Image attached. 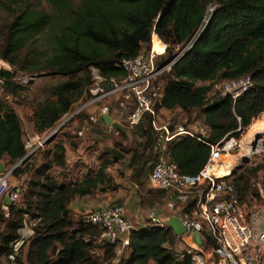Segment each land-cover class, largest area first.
Here are the masks:
<instances>
[{
	"label": "trees",
	"instance_id": "16d2710c",
	"mask_svg": "<svg viewBox=\"0 0 264 264\" xmlns=\"http://www.w3.org/2000/svg\"><path fill=\"white\" fill-rule=\"evenodd\" d=\"M9 1L11 6H21L8 27L0 57L17 72L70 78L52 87L36 108L33 127L40 135L54 129L75 103L85 96L88 101L93 69L108 80L125 77L122 61L150 49L154 33L168 45L162 66L188 46L167 74L159 110L199 112L209 130L204 138L181 135L167 143L165 156L183 175H200L208 166L212 146L239 137L264 113V0H37L46 2L50 12L29 0ZM27 48L30 51L22 59L20 53ZM0 76L5 82L0 90L6 94L17 95L23 89L12 80L14 74L1 71ZM245 76L253 79L254 87L237 100L222 93L208 99L218 81ZM206 82L210 84L198 85ZM142 125L145 140L130 151L129 167L137 181L152 172L162 155L151 119L146 117ZM24 137L21 117L6 99H0V160L7 158L12 165L23 160L28 155ZM39 154L12 173L16 178L33 174L34 179L27 183L23 204L19 200L0 213V225L6 227L0 235V259L20 238L19 230L29 218L39 222L21 249H27L28 264H112L114 248L103 247L99 259V230L76 222L68 206L76 197L92 195L100 185L110 184L107 170L117 159L111 155L114 160H106L95 174L73 184L60 183L50 174L54 167L66 166L62 143L42 154V164L36 167L33 160ZM232 174L242 199L255 193L246 176ZM179 239L170 227L136 231L120 264H192L190 258H174ZM15 262L24 264L22 251Z\"/></svg>",
	"mask_w": 264,
	"mask_h": 264
},
{
	"label": "built area",
	"instance_id": "2783aa9c",
	"mask_svg": "<svg viewBox=\"0 0 264 264\" xmlns=\"http://www.w3.org/2000/svg\"><path fill=\"white\" fill-rule=\"evenodd\" d=\"M155 35L157 34L153 35L150 49L143 48L136 56L122 61L125 77L108 80L103 78L97 69H93L94 82L89 89V99L80 112L103 105L102 113L106 115L110 111L108 101L114 99L118 105L119 118L127 127L133 129L148 117L152 121V126L157 129L159 107L165 93L164 85L159 79L164 71H171L172 66L186 50L179 53L172 62L159 66L158 59L165 53L162 55L155 51ZM165 46L166 52L167 45ZM4 83L0 76V87ZM108 85L111 87L107 88ZM253 87V79L245 76L225 82L222 95L237 100ZM130 102H135L136 107L129 112ZM92 121L96 123L97 119ZM164 130L166 142L181 135L203 138L209 135L208 128L203 124L199 125L195 132L183 126L174 127L173 130L165 126ZM237 132L240 133L241 130ZM83 135L84 131H81L79 136ZM49 137L28 155L30 157L37 155ZM238 146L236 137L212 146L208 166L195 177L183 175L176 163L167 160L166 148L162 149V155L149 176V182L153 188L172 194L169 209L180 215L186 229L185 235L195 236L202 243L199 248L188 247L182 252L173 251V256L178 261L190 258L192 264H264L262 179L254 182L255 193L242 199L233 183L232 175L219 178L209 173V168H214L225 153L230 154ZM12 173L0 174V210L5 206L7 198L11 200L7 207L19 201L27 187L28 177L22 176L17 186L11 189ZM81 221L99 230L98 245L113 247L112 264H120L131 248L133 233L137 231L135 225L126 217L125 208L117 204L109 205L87 214ZM37 222L39 220H36L32 227L25 223L19 232L20 238L10 245V252L6 255L9 261L15 262L23 245L34 236ZM151 222L154 224L153 227L160 226L156 215Z\"/></svg>",
	"mask_w": 264,
	"mask_h": 264
},
{
	"label": "crops",
	"instance_id": "0c3cea01",
	"mask_svg": "<svg viewBox=\"0 0 264 264\" xmlns=\"http://www.w3.org/2000/svg\"><path fill=\"white\" fill-rule=\"evenodd\" d=\"M108 104H110V111L106 115H109L114 123H118L126 130L115 129L106 123L104 120L105 115L102 113L103 105L86 110L85 117L77 119L72 124L73 126H80L81 130L79 133L84 131V135L81 137L78 133L79 139L77 143L73 140L62 141L66 150V166L65 168L54 167L53 169V177L60 183L75 184L95 174L106 160H114L110 153L113 149H118L125 155L123 160H116L109 166L107 173L111 179L110 184L100 185L99 190L94 194L76 197L71 202L68 209L73 219L79 222L87 214L95 210L117 204L125 208L126 217L135 225L137 231L153 227L151 220L154 215L158 217L160 226L172 228L177 223V220L180 219V215L168 207V204L173 199L172 194L153 188L149 182L150 172L137 181L135 170L129 167L132 158V152L130 151L145 140L142 135L143 121L137 127L131 129L119 118L116 101L114 99L109 100ZM15 110L21 117L19 111ZM178 112H181L180 117L173 119L172 115L174 114L171 113ZM197 113H185L181 109H160L157 129L153 128L159 136L158 144L161 149L167 148L168 143L166 142L164 127L169 126L173 130L174 127L183 126L187 130L195 132L200 125L195 122ZM92 119H97V122L94 123ZM172 119L173 121H171ZM36 158L39 161L38 165L35 164ZM33 163L36 167H39L42 164L41 156H36ZM7 209L2 206V210L5 212ZM178 237L180 239L175 248L177 252H182L188 247L199 248L202 245L195 236L183 235ZM104 253L105 249L100 247L98 251L99 259L103 258Z\"/></svg>",
	"mask_w": 264,
	"mask_h": 264
},
{
	"label": "rangeland",
	"instance_id": "374dc122",
	"mask_svg": "<svg viewBox=\"0 0 264 264\" xmlns=\"http://www.w3.org/2000/svg\"><path fill=\"white\" fill-rule=\"evenodd\" d=\"M29 3L35 5L39 9L46 10L48 12L51 11L50 6L44 1H37V0H29ZM20 5H13L11 6L10 1L8 0H0V48L5 51L7 38H8V27L13 21V19L18 15L17 11H19ZM214 9H211V11ZM162 41V40H161ZM163 42V41H162ZM164 45H167L163 42ZM168 48V45H167ZM188 46H183L177 52L181 53L187 50ZM29 49H25L20 53V57L24 59L28 53ZM168 52H166L164 56L159 57L158 64L159 66L162 63V60L167 59ZM6 71L11 74H14V78L12 79L18 85L23 87L22 90L18 92L17 95H9L4 92V90H0V99H6L14 109H17L22 117L24 133H25V143L27 147L28 154L37 146L44 139H47L50 135H52L59 127L62 125L63 128L54 136V138L44 145L41 148L39 156L42 158V154L49 153L52 151L57 143H62L63 140H73L75 143L78 141V133L81 130L79 126H73L72 124L77 119H83L85 117L86 111L80 112L82 108L87 103V97L85 96L84 100H80L73 106L71 112L63 117V119L57 124V126L50 130L45 134H38L33 127L34 120L33 115H35L36 108L44 102L45 99L48 97V92L52 87H55L61 83L67 82L70 80L68 77H62L50 74L49 72L38 73V74H29L24 72H17L15 67L10 65L7 61L3 60L0 57V72ZM170 71L166 70L162 73L159 81L164 85L166 83L167 74ZM226 81H218L215 89L208 94V99L212 100L215 95L222 93L223 84ZM210 82L206 83H198L199 86H207ZM89 94V91H88ZM136 107L135 102H130L128 105V111H132ZM173 119H177L180 117L181 112L178 113H171ZM173 119L171 121H173ZM264 121V113L253 122V124L246 129L244 132L237 137V141L239 146L237 149L230 154L225 153L224 156L220 159V163H226L231 161L234 164V171L238 173L235 178H239L240 176H246L249 180L250 187L252 191L254 190V182L262 179V183L264 186V135L261 134L254 135L252 134L253 127L258 123ZM195 122L202 125L201 114L198 112L195 117ZM231 138V137H230ZM248 159L246 162L245 160ZM4 163L8 169H12L15 165L9 163V160L5 158L4 160H0ZM17 165V164H16ZM50 174L54 175V170L52 169ZM34 179L33 174L28 175V181L32 182ZM19 178L12 176L10 182V188L13 189L17 186ZM27 184V186H28ZM28 188V187H27ZM25 193V192H24ZM20 198L19 205L23 204L24 202V194ZM3 210H0V213ZM1 215V214H0ZM28 227L34 226V222L29 218H26ZM152 225H154L151 222ZM6 231L5 225H0V235ZM24 255V264L27 263V249L20 250ZM20 254V253H19ZM10 261L7 257H2L0 259V264H8ZM16 264V262H15ZM154 264V263H152Z\"/></svg>",
	"mask_w": 264,
	"mask_h": 264
},
{
	"label": "water",
	"instance_id": "95a60500",
	"mask_svg": "<svg viewBox=\"0 0 264 264\" xmlns=\"http://www.w3.org/2000/svg\"><path fill=\"white\" fill-rule=\"evenodd\" d=\"M111 87V85H108L107 86V88H110ZM104 120L106 121V123L109 125V126H111V127H113V128H115V129H120V130H126L125 128H123L122 126H120L118 123H114L113 122V120L111 119V117L109 116V115H105L104 116ZM65 125V124H64ZM64 125H62L61 127H59L50 137H49V139L47 140V142H46V144L48 143V142H50L53 138H54V136L63 128V126ZM111 155L112 156H114L115 157V159H117V160H123L124 158H125V155H123L122 153H121V151H119L118 149H113L111 152ZM30 157V155H27L23 160H21L17 165H15L12 169H8L7 168V166L4 164V163H2L1 161H0V174H6V173H8V172H13L16 168H18L19 166H21V165H23L24 164V162L28 159ZM246 162L248 161V159H246L245 160ZM35 164H39V161H38V159L36 158V160H35ZM9 197H10V195H9ZM8 203H11V200H10V198H7L6 199V203H5V207H7L8 206ZM173 228V230H174V232L176 233V235L177 236H183V235H185L186 234V229H185V227L183 226V224H182V222H181V220L180 219H178L177 220V223L172 227Z\"/></svg>",
	"mask_w": 264,
	"mask_h": 264
},
{
	"label": "bare ground",
	"instance_id": "6f19581e",
	"mask_svg": "<svg viewBox=\"0 0 264 264\" xmlns=\"http://www.w3.org/2000/svg\"><path fill=\"white\" fill-rule=\"evenodd\" d=\"M165 48L166 46L163 44L161 39L158 37V35L154 36V49L157 53L159 54H164L165 53ZM252 134L258 135L261 134L264 135V121L258 122L252 130ZM225 158V156H224ZM220 160L217 162L216 166L214 168H209V173L215 175L216 177H225L229 175H233V170H234V162L232 163L231 161H228L226 163L219 164Z\"/></svg>",
	"mask_w": 264,
	"mask_h": 264
}]
</instances>
